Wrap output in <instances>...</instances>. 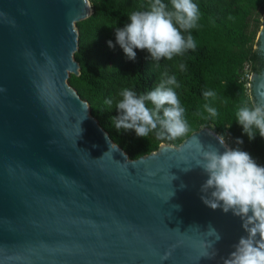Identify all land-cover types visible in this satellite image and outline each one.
Listing matches in <instances>:
<instances>
[{"label": "water", "instance_id": "obj_1", "mask_svg": "<svg viewBox=\"0 0 264 264\" xmlns=\"http://www.w3.org/2000/svg\"><path fill=\"white\" fill-rule=\"evenodd\" d=\"M90 15L83 0H0V264H223L246 233L202 203L195 164L198 140L224 147L202 128L122 155L67 84L75 23ZM259 23L251 103H264V13Z\"/></svg>", "mask_w": 264, "mask_h": 264}, {"label": "trees", "instance_id": "obj_2", "mask_svg": "<svg viewBox=\"0 0 264 264\" xmlns=\"http://www.w3.org/2000/svg\"><path fill=\"white\" fill-rule=\"evenodd\" d=\"M162 2L170 8V0ZM194 2L201 13L197 27L190 31L196 49L156 62L141 50H136L135 60H129L115 41V29L128 23L132 11L149 10L152 0H88L91 15L75 23L77 49L73 60L78 75H68L67 84L129 160L148 155L159 144L176 147L192 132L207 128L216 135L223 134L228 147L248 152L264 166V140L257 135L249 141L235 122L241 104L251 103L244 76L257 72L261 66L253 46L264 0ZM180 64L186 66L184 71ZM165 72L176 77L179 87H174V91L185 108L189 132L175 139H161L154 133L140 138L132 130L117 131L111 118L119 115L115 107L120 91L129 89L137 95L144 94L159 84ZM208 90L216 93L215 99L204 98L203 92ZM108 100L112 101L110 105L105 103ZM205 104L214 107L217 116L209 117ZM237 139L243 143L237 144Z\"/></svg>", "mask_w": 264, "mask_h": 264}, {"label": "clouds", "instance_id": "obj_3", "mask_svg": "<svg viewBox=\"0 0 264 264\" xmlns=\"http://www.w3.org/2000/svg\"><path fill=\"white\" fill-rule=\"evenodd\" d=\"M83 3L87 5L88 0ZM127 18L124 27L115 29V41L129 60H135L136 50L145 51L152 61L158 62L172 60L197 47L190 34L201 18L194 0H170V8L162 0H152L149 10L132 11ZM108 44L112 47L111 41ZM179 67L181 71L186 68L184 64ZM162 76L159 84L144 94L137 95L129 89L120 91L115 107L119 115L111 118L117 131L132 130L140 138L154 133L161 139H175L189 132L185 108L174 91V87H179L176 77L166 72ZM203 96L215 99L216 93L208 90ZM105 103L110 105L112 101ZM204 109L209 117L218 114L209 104H205ZM235 115V122L249 141L257 135L264 140V103H242ZM216 139L224 147L223 152L211 145L205 148L197 141L199 159L195 166L207 176L200 187V199L213 211L219 209L239 218L246 233L223 264H264V166L248 152L228 147L223 134L217 135ZM236 143L243 141L237 139ZM209 231L215 240L220 239L214 229ZM215 255L212 251L204 256L212 258Z\"/></svg>", "mask_w": 264, "mask_h": 264}, {"label": "built area", "instance_id": "obj_4", "mask_svg": "<svg viewBox=\"0 0 264 264\" xmlns=\"http://www.w3.org/2000/svg\"><path fill=\"white\" fill-rule=\"evenodd\" d=\"M249 75L247 74V75L244 76V79L246 80V84H245L246 88H247V85H248Z\"/></svg>", "mask_w": 264, "mask_h": 264}]
</instances>
